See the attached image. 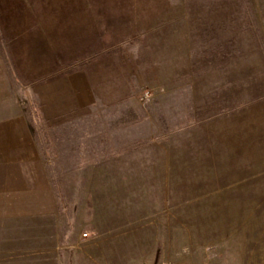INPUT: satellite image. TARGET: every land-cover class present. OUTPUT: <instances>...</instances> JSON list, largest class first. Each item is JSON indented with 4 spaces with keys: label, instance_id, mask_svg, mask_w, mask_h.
I'll return each instance as SVG.
<instances>
[{
    "label": "rangeland",
    "instance_id": "rangeland-1",
    "mask_svg": "<svg viewBox=\"0 0 264 264\" xmlns=\"http://www.w3.org/2000/svg\"><path fill=\"white\" fill-rule=\"evenodd\" d=\"M0 3L45 170L0 264H264V0Z\"/></svg>",
    "mask_w": 264,
    "mask_h": 264
},
{
    "label": "crops",
    "instance_id": "crops-1",
    "mask_svg": "<svg viewBox=\"0 0 264 264\" xmlns=\"http://www.w3.org/2000/svg\"><path fill=\"white\" fill-rule=\"evenodd\" d=\"M4 5L0 3V6ZM6 15V14H5ZM43 26H38V33ZM26 40L29 29H22ZM13 34L2 24L0 31V212L14 213L28 208L31 192L30 181H37L45 174L43 158L35 132L31 126L26 109L14 87L13 62L10 58L13 50L8 48L7 40ZM6 40V41H5ZM40 40V39H39ZM28 43V41H27ZM11 47V46H10ZM15 66H20L15 62ZM36 189V188H35ZM26 211H29L26 209ZM101 261L107 264H158L157 239L130 238L116 249H109ZM161 261V260H160Z\"/></svg>",
    "mask_w": 264,
    "mask_h": 264
}]
</instances>
